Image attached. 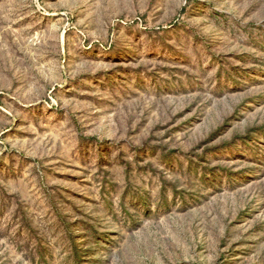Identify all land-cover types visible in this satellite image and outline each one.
I'll use <instances>...</instances> for the list:
<instances>
[{"label": "rangeland", "instance_id": "1", "mask_svg": "<svg viewBox=\"0 0 264 264\" xmlns=\"http://www.w3.org/2000/svg\"><path fill=\"white\" fill-rule=\"evenodd\" d=\"M0 264H264V0H0Z\"/></svg>", "mask_w": 264, "mask_h": 264}]
</instances>
